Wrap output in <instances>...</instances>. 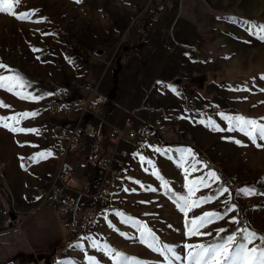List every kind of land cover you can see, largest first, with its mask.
<instances>
[{"label":"rangeland","instance_id":"1","mask_svg":"<svg viewBox=\"0 0 264 264\" xmlns=\"http://www.w3.org/2000/svg\"><path fill=\"white\" fill-rule=\"evenodd\" d=\"M16 11L35 15L20 21L0 14V64L5 66L0 75L18 74L27 82L25 92L44 98L22 100L0 88V103L8 106L0 107V117L36 112L16 127L39 130L37 135L0 127V246L11 243L23 250L10 255L12 264H89V257L98 264H116V253L139 264H168L141 243L135 222L147 225L162 246L174 249L180 259L172 264H187L186 244L218 242L217 231L227 229L233 219L244 217V228L264 236V147L238 131H215L209 124L227 129L220 113L264 123V42L241 23L264 24V0H22ZM195 87L204 95L187 94ZM62 90L67 98L82 102L94 94L105 99L97 116L86 115L81 125L95 127L107 146H113L110 139L119 130L148 128L165 140L160 149L168 154L154 152L158 147L150 139L139 155L129 143L120 142L118 147L129 153L125 176L106 196L79 200L78 217L93 214L89 234L77 233L56 250L40 253L24 240L28 231L42 221H54L55 204L60 206L64 198L75 197L79 190L94 193L102 175L88 153L92 139L83 141L74 155L65 157L59 150L66 146L59 132L68 131L77 118L51 114L50 103ZM187 135L190 143L169 147ZM188 149L191 156L185 154ZM44 151L52 156L39 163L29 159ZM182 154L184 167L178 166ZM140 156L153 162L160 178ZM62 163L70 168L65 179L59 175ZM193 165L197 171L189 180L215 172L227 181L222 187L220 179L209 181L211 187L201 188L193 199L215 197L221 188L228 192L193 209L188 219L204 212L224 214L232 205L235 211L201 230L211 235L189 238L173 194L187 195L184 168ZM165 182L171 192L162 186ZM241 189L254 194L245 196ZM65 217L68 231L83 227L78 223L73 228L72 216ZM239 229L231 234L239 236ZM105 246L111 256L104 254Z\"/></svg>","mask_w":264,"mask_h":264},{"label":"snow or ice","instance_id":"2","mask_svg":"<svg viewBox=\"0 0 264 264\" xmlns=\"http://www.w3.org/2000/svg\"><path fill=\"white\" fill-rule=\"evenodd\" d=\"M76 3L82 2V0H75ZM22 0H0V14H6L13 16L15 19L20 21H30L31 16L35 15L34 12H17L16 9L20 7ZM233 23L237 21L233 19ZM247 28V31L250 35H254L258 40L264 42V24H257L251 21H241ZM35 51H39L35 49ZM5 66L0 64V68ZM261 79L264 80V76H261ZM27 82L24 81L18 74L12 76L0 75V88L6 89L8 92L13 93L22 100H31L33 102L43 99V96H35L32 93L25 92L24 89L27 87ZM247 90V89H244ZM175 92V89H172ZM264 91V89H262ZM51 95V94H49ZM0 107H8L3 103H0ZM37 115L36 112H24L11 117H0V127L8 128L14 133H32L39 134L38 129H25L21 127H16L20 124L22 120L28 118H34ZM221 119L226 121L228 124L227 129L220 128L214 122L209 121V124L215 131H238L246 136L249 140L252 141L256 146L264 147V144L257 143V141H264V123H260L257 120L246 118L242 115H225L224 113L219 114ZM8 121H11L10 124ZM235 143L240 144L239 140ZM33 147H36L33 145ZM154 152L160 153L161 155H167V149L154 148ZM185 154L191 156V150H185ZM136 155H139L138 153ZM52 156L51 151L39 152L30 157L29 159L33 162L39 163L40 161L47 159ZM23 160L24 158L21 157ZM142 163H147L152 168V175L160 178V173L156 170L155 165L151 160H146L143 156H140ZM182 162L178 165L184 167L187 161L184 159V154L181 156ZM23 167V165H22ZM185 170V187L187 189V195H175L174 203L180 212L183 213L186 218V227H187V236L199 237V236H208L211 233H204L201 230L206 228L208 225L213 224L219 220H223L227 215L228 211H235V206H229L227 211L224 214L219 212H204L202 215L188 219L189 212L195 208H199L206 203L212 202L214 199H218L219 196L224 195L228 192L227 188H221L215 197L206 196L201 198L193 199L196 192L201 188L211 187V182L219 181V177L215 172H209L207 177H199L197 179L189 180L188 176L191 172L197 171L196 167L193 165L191 169L184 168ZM147 171V169H145ZM164 188L168 189V192H171V189L168 188L167 183L165 182L162 185ZM149 191H156V189L149 188ZM127 191V189H125ZM241 192L245 195L254 194L251 189H241ZM116 215L121 217L123 223L128 222V218H125L123 213H116ZM107 219V217H105ZM141 230V243L145 244L147 247L153 251L159 252L162 256L168 260V264H172V260H179L180 257L176 255L173 248L167 245H161L160 240L157 238L155 233L148 228L147 225L139 224ZM233 224H240V221L233 219L231 221ZM109 226L112 227L111 222ZM226 229H219L217 231L218 242L204 244H186L184 247L187 250L186 261L187 264H264V236L258 235L254 231H249L247 228L239 229L240 235L236 233L227 235L226 237L221 236V233H224ZM87 239V238H86ZM259 241V243H256ZM92 246L99 248L97 242L93 241ZM76 247H81L76 245ZM104 254L111 256V250L105 246ZM170 254V256H169ZM117 257L116 264H120L121 260L127 262V264H139L138 261L129 260L126 257H123L120 253L115 254ZM89 264H98V262L92 258H88ZM60 264H74V262H60Z\"/></svg>","mask_w":264,"mask_h":264},{"label":"built area","instance_id":"3","mask_svg":"<svg viewBox=\"0 0 264 264\" xmlns=\"http://www.w3.org/2000/svg\"><path fill=\"white\" fill-rule=\"evenodd\" d=\"M105 102V99L98 94L89 96L84 102L78 98H67L64 91H60L51 103L50 112L62 118L77 115L76 121L72 127L65 132H59L60 138L66 141L64 149L59 150L64 156L75 154L77 148L83 144V138L88 137L93 140V144L89 148V155L96 160V167L101 171L102 175L98 189L94 193H86V190H79L75 197L64 198L60 205V214L63 216H72L71 225L77 229V224L81 223L83 227L78 230V235L87 236L90 231V225L93 222V214L85 212L78 217L79 200L82 197L95 198L104 197L113 188V186L125 176L126 160L128 151L120 149V142L129 143L137 153H141L145 149V141L150 139L158 148L166 146L165 140L156 138L153 132L148 128L141 129H125L115 132L111 137V141L115 140L113 146H107V141L95 127L90 124L81 125L86 115L97 116L98 107ZM128 126V124H127ZM126 126V128H127ZM57 131L56 127L54 129ZM192 141L190 135L182 139H175L169 144V147H177L179 144H188ZM61 179L70 173V168L62 163L59 169Z\"/></svg>","mask_w":264,"mask_h":264},{"label":"crops","instance_id":"4","mask_svg":"<svg viewBox=\"0 0 264 264\" xmlns=\"http://www.w3.org/2000/svg\"><path fill=\"white\" fill-rule=\"evenodd\" d=\"M87 142H90V139L87 137L86 138L84 137V144H86ZM126 166H127V162H126ZM55 205H56L55 213H54L55 220L40 222L39 225L36 227V229H31V231L30 230L28 231V237L27 235H25V238L23 237L24 240L29 242L30 249H35L36 251H39L40 253H45L53 249L56 250V247L61 245L62 241L64 242V240H66V234L68 232V229H66V226H65L67 224L65 223L66 217L59 213V210H60L59 204H55ZM61 225L65 227L63 231H61L59 227ZM7 246L8 247L0 246V264H8V263L12 264L13 257L9 258L10 255H12L14 251H15L13 253L14 255H17L18 253L23 251L20 248L16 249V247L13 246L11 243H9ZM7 253H9V255ZM46 259L48 260L49 258H46Z\"/></svg>","mask_w":264,"mask_h":264},{"label":"trees","instance_id":"5","mask_svg":"<svg viewBox=\"0 0 264 264\" xmlns=\"http://www.w3.org/2000/svg\"><path fill=\"white\" fill-rule=\"evenodd\" d=\"M187 92L188 91H186V93ZM194 93L195 94L198 93L200 95L201 94L204 95L202 89L199 88V87L192 88L191 89V93L188 92L187 94H194ZM156 137H158V136L156 135ZM207 167H209V166H207ZM219 178H220V187H222V186H224L227 183V181H226L225 177L222 174H219ZM248 184L249 185H253L252 183H248ZM239 221H240V224H232V225H230L226 229V231L224 233H221L220 235L223 236V237H226L227 235L233 233L238 228L248 227L247 224H246V221H245L244 217H240L239 218ZM76 235H77L76 232H74V231H68L67 234H66V241L73 240L76 237ZM217 239H219V238H217ZM215 241L216 240H211L209 242H215Z\"/></svg>","mask_w":264,"mask_h":264},{"label":"water","instance_id":"6","mask_svg":"<svg viewBox=\"0 0 264 264\" xmlns=\"http://www.w3.org/2000/svg\"><path fill=\"white\" fill-rule=\"evenodd\" d=\"M9 218H10L11 220L15 219V215L11 214V215L9 216Z\"/></svg>","mask_w":264,"mask_h":264}]
</instances>
